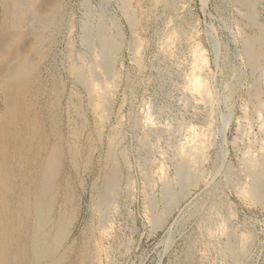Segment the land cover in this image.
I'll return each mask as SVG.
<instances>
[{"label": "rangeland", "instance_id": "374dc122", "mask_svg": "<svg viewBox=\"0 0 264 264\" xmlns=\"http://www.w3.org/2000/svg\"><path fill=\"white\" fill-rule=\"evenodd\" d=\"M24 1L35 13L26 16L15 0H0V81L5 71L13 75L21 67L20 75L0 82V178L10 168L14 180L26 170L36 176L41 158L59 139L57 187L60 195L70 189L72 203L62 244L71 255L60 264H264V204L248 194L245 167L248 156L264 152V55L254 70L243 49L244 39L264 26V0L251 11L255 23L237 0ZM38 14L43 20L33 19ZM98 23L120 44L114 80L105 76L107 100L71 72L86 59V65L100 59L98 45L88 48L82 40L86 25ZM200 51L208 60L202 71L193 66ZM194 73L211 97L192 91ZM187 144L199 149L195 166L202 181L182 190L181 201L155 225L154 214L165 208L163 184L179 190L176 163ZM111 149L122 178L103 208ZM62 202L60 196L56 209Z\"/></svg>", "mask_w": 264, "mask_h": 264}, {"label": "bare ground", "instance_id": "6f19581e", "mask_svg": "<svg viewBox=\"0 0 264 264\" xmlns=\"http://www.w3.org/2000/svg\"><path fill=\"white\" fill-rule=\"evenodd\" d=\"M14 1V0H13ZM128 0H126L127 2ZM259 0H237V2L245 6L250 12L247 13L248 17L250 18V21L252 23H255V15L252 11V9H255V6ZM262 1V0H261ZM87 2V1H86ZM170 2V1H169ZM172 2V1H171ZM14 3V2H13ZM125 3V2H124ZM122 3V4H124ZM12 4V3H11ZM85 4V3H84ZM7 5V4H6ZM15 7H18V11L20 13H25V15L28 13H35L33 10H31V7L26 4V1L24 0H15V3L13 4ZM126 5V4H125ZM123 5V6H125ZM9 6V5H8ZM10 7V6H9ZM8 7V8H9ZM34 7V6H33ZM128 7V4L126 6V9ZM177 8V7H176ZM53 9V8H52ZM86 9V8H85ZM10 10V9H9ZM94 10V9H93ZM130 10V9H129ZM14 11V9H13ZM50 11V10H49ZM53 11V10H51ZM55 11V10H54ZM125 11V10H124ZM15 12V11H14ZM84 12V11H83ZM128 12V11H127ZM135 11H133L134 13ZM255 12V11H254ZM47 13V12H46ZM19 14V13H18ZM41 14V13H40ZM48 14H50L48 12ZM128 14V13H127ZM132 14V13H131ZM26 15V16H27ZM39 15V14H38ZM33 17V19H39L43 20V17L41 14L39 16ZM47 15V14H46ZM20 16V15H19ZM18 16V17H19ZM31 16V15H30ZM105 16V15H104ZM243 16V15H242ZM17 16H15L16 18ZM31 17V18H32ZM48 17V15H47ZM46 17V18H47ZM130 20L132 25L137 24V19L130 15ZM128 17V18H129ZM24 18V17H22ZM31 18H28L31 20ZM247 18V17H246ZM27 19V20H28ZM21 20V19H20ZM23 20V19H22ZM101 20V19H100ZM140 22V21H139ZM31 23V22H30ZM36 23V22H35ZM71 24V23H70ZM259 24V23H258ZM137 26V25H136ZM254 26V25H253ZM238 27V26H237ZM32 29V28H31ZM30 30V29H29ZM84 34V42L85 45L88 48H92L94 44L98 45L99 55H97L99 58L98 61H94L90 59L91 65L85 64H76L72 67V73L74 74V77H76L77 80H79L82 85L86 86L87 88H90L94 93V96L98 98H102L103 100H107V94L110 90V84L105 83L106 77H109L111 79L114 78L113 73V66H114V60L116 51L120 48L119 42L113 38L108 32L107 29L104 28L102 23H98V25L94 26L93 24H87ZM258 31V30H257ZM172 33V32H171ZM169 34V33H168ZM185 35V34H184ZM252 35V34H251ZM180 36V35H179ZM179 38V37H178ZM242 41V40H241ZM264 26L260 27V30L258 34H255L254 36H248L244 39V50L247 55V58L250 62L251 67L255 70V68L258 67V63L260 58L264 55ZM139 42V41H138ZM137 42V43H138ZM165 44V43H164ZM163 44V45H164ZM169 45V44H168ZM140 46V45H139ZM69 47V46H68ZM95 47V46H94ZM136 48V47H135ZM141 48V47H140ZM41 49V48H40ZM95 49V48H94ZM92 49V50H94ZM138 49V48H137ZM169 49V48H168ZM197 49V48H196ZM91 50V51H92ZM173 50V49H172ZM198 50V49H197ZM200 50V49H199ZM96 51V50H95ZM136 51V50H135ZM118 52V51H117ZM197 52V51H196ZM95 53V52H94ZM93 53V54H94ZM92 54V55H93ZM198 55H195L196 61L195 65L193 64L194 68H200L199 71L207 65L208 60H206L207 57H205L201 51L200 53H195ZM194 55V54H193ZM44 56V55H43ZM91 56V55H90ZM34 57V56H33ZM45 57V56H44ZM94 57V56H93ZM193 57V58H194ZM47 58V57H46ZM90 58V57H89ZM246 58V57H245ZM195 59V58H194ZM17 60V59H16ZM16 61L9 62L14 64ZM33 62V61H32ZM89 62V61H88ZM116 62V61H115ZM17 63V62H16ZM27 63V62H26ZM74 63V62H73ZM25 64V63H24ZM11 65V64H10ZM16 66V65H14ZM98 66H101V69H103V73H101V69H98ZM192 66V68H193ZM241 66V65H240ZM249 67V66H248ZM250 67V68H251ZM12 68V67H11ZM193 68V69H194ZM10 69V68H9ZM15 69L17 72L16 74H9V72L5 71L3 74L2 79H8L12 78V76L15 77V75H20L21 67L20 65L16 66ZM23 69V68H22ZM26 69V68H25ZM19 70V71H18ZM101 71V72H100ZM193 72V71H192ZM195 72V71H194ZM11 73V72H10ZM264 75V74H263ZM106 76V77H105ZM199 74L194 73L193 77H191L192 85L194 84V88L192 91L197 90L200 92V95L202 94L203 97L209 98L211 97L208 95V88L206 87V83L203 81V79L197 77ZM259 76V75H258ZM117 77V76H116ZM237 77V76H236ZM262 77V75H261ZM263 78V77H262ZM2 79L0 82H2ZM31 79V78H30ZM51 79V78H50ZM57 80V79H56ZM108 80V79H107ZM114 80V79H113ZM112 80V81H113ZM119 80V79H118ZM189 80V81H190ZM205 80V79H204ZM257 80V79H256ZM96 81H99L100 84L96 83ZM111 81V80H110ZM8 82V81H7ZM21 82V81H20ZM119 82V81H118ZM6 83V82H5ZM115 83V82H114ZM4 83H1V88L4 86ZM40 85V84H39ZM72 85V84H71ZM101 85V86H100ZM109 85V86H108ZM116 85V84H115ZM209 85V84H208ZM84 86V87H85ZM252 87V86H251ZM259 88V87H258ZM33 89V88H32ZM191 89V88H190ZM189 89V90H190ZM21 90V89H20ZM88 90V89H87ZM42 91V90H41ZM19 92V91H18ZM256 92V91H255ZM89 94V93H88ZM254 94V93H253ZM258 94V93H257ZM112 96V95H111ZM258 96V95H257ZM21 97V96H20ZM93 97V96H92ZM96 101V100H95ZM258 101V100H257ZM9 102V101H8ZM102 102V101H101ZM212 102V101H210ZM263 102V101H262ZM261 103V102H260ZM107 104V103H106ZM255 105V104H254ZM258 105V104H257ZM105 106V105H104ZM255 107V106H254ZM16 110V109H15ZM27 110V109H26ZM2 111V110H1ZM208 111V110H207ZM6 112V111H5ZM254 112V111H253ZM16 113V112H15ZM257 113V112H256ZM1 114V113H0ZM4 114V112H3ZM2 114V115H3ZM149 115V114H148ZM5 116V115H4ZM3 117V116H1ZM18 117V116H17ZM5 118V117H4ZM230 119V118H229ZM144 120V119H143ZM147 120V119H145ZM18 121V120H17ZM143 122V121H142ZM141 122V123H142ZM148 124L151 122L145 121ZM15 123V122H14ZM159 124V123H158ZM157 124V125H158ZM180 124V123H179ZM13 125V124H12ZM153 125V124H152ZM241 125V124H240ZM239 125V126H240ZM150 126V125H149ZM145 127V126H144ZM153 127V126H152ZM195 127V126H194ZM241 127V126H240ZM20 128V127H19ZM179 128V127H178ZM189 128V126H188ZM180 130V129H179ZM244 130V129H242ZM192 131V130H190ZM262 131V130H261ZM20 132V130H19ZM149 132V131H148ZM241 132V131H239ZM27 133V132H26ZM193 133V132H192ZM197 133V132H195ZM195 133H193L195 135ZM254 133V132H253ZM6 134V133H5ZM145 134V133H144ZM148 134V133H147ZM154 134V133H153ZM156 134V133H155ZM189 134V133H188ZM21 135V134H20ZM116 134L114 133V136ZM146 135V134H145ZM180 135V134H179ZM200 135V134H199ZM203 135V134H202ZM15 136V135H14ZM59 136V135H58ZM190 136V135H189ZM201 136V135H200ZM247 136V134H246ZM23 137V136H21ZM29 137V136H28ZM117 137V136H116ZM148 136H146L147 138ZM175 137V136H174ZM186 137V136H185ZM188 137V136H187ZM241 137V136H240ZM14 138V137H13ZM20 138V137H18ZM30 138V137H29ZM33 138V137H31ZM149 138V137H148ZM197 138V137H196ZM199 138V136H198ZM206 138V137H205ZM236 138V136H235ZM264 138V137H263ZM23 139V138H22ZM113 140V136L111 137ZM162 139V138H161ZM201 139V138H200ZM203 139V138H202ZM3 140V139H2ZM31 140V139H30ZM59 139H57L58 141ZM61 140V139H60ZM111 140V141H112ZM190 140V139H189ZM192 140V137H191ZM19 141V140H17ZM25 141V140H24ZM28 140H26V143L22 145V148L25 149L26 144L29 146ZM55 142L54 145L51 144V147L45 155L41 158L39 165H38V171L36 172V176L33 175V173L26 171H22L19 175L21 180H14L13 177V171L10 168L8 170L9 172H6L4 174V178H0V183L2 184L1 187H3V190H0V232L1 230L5 231L4 237L5 244H6V254H0L1 258V264H60L71 253L70 248L67 247L64 249L62 248V244L67 239V227H68V215H69V207L71 208L70 200H71V191L70 189H67L63 194L60 195L59 187L58 185V178L59 175L62 173V149L59 145V142ZM62 141V140H61ZM110 141V142H111ZM142 141V140H141ZM147 141V140H146ZM150 142V140H148ZM193 141V140H192ZM192 141H190L192 143ZM204 145L205 141L204 140ZM5 142V141H4ZM22 142V141H21ZM197 142V141H196ZM210 142V141H209ZM11 143V142H10ZM113 143V142H112ZM143 143V142H142ZM200 143V142H198ZM212 143V142H211ZM171 144V143H170ZM202 144V143H201ZM9 145V144H8ZM13 145V144H12ZM50 145V144H49ZM142 145V144H141ZM151 145V144H150ZM196 146L197 143L195 144ZM194 145V146H195ZM203 145V144H202ZM201 145V146H202ZM210 145V144H209ZM111 146V145H110ZM146 146V145H144ZM149 146V145H148ZM152 146V145H151ZM192 145H185V147H182V150L180 153H184L180 159L177 160L176 163V169L175 167L173 169L176 170V181L178 182L179 190H174L175 186H171L169 182H165L163 184V190H162V201H164V209L155 217V225H161L164 219V214L166 213L167 209L171 208L177 200L181 197V192L188 186L191 187L192 184L198 183L200 181V176L203 175L199 173V170L195 166L197 164L198 157L197 152L199 153V149L197 150ZM12 147V146H11ZM19 147V146H18ZM116 147V146H115ZM187 147V148H186ZM194 147V150H193ZM43 148V147H42ZM113 148V147H111ZM158 148V147H157ZM180 148V147H179ZM206 148V147H205ZM115 149V148H113ZM247 149V148H246ZM11 150V149H9ZM19 150V149H17ZM43 150V149H42ZM116 150V149H115ZM110 150V156H109V164L108 169L105 172L104 175V186L100 194V204L103 208L106 204H108V201L114 197H116L118 186L121 183V172L120 167L118 166L117 162V155H113L112 151ZM201 150V149H200ZM250 150V149H249ZM66 151V150H65ZM108 151V150H107ZM177 151V150H176ZM175 151V153H176ZM7 152V151H5ZM21 152V150H20ZM43 152V151H42ZM174 152V151H173ZM178 152V151H177ZM204 152V151H203ZM249 152V151H248ZM2 153V152H1ZM22 154V153H21ZM115 154V153H114ZM179 154V153H178ZM176 154V156L178 155ZM180 154V155H181ZM252 154V153H251ZM5 155V154H4ZM202 155V154H201ZM249 155V154H248ZM253 155V154H252ZM255 155V153H254ZM174 156V155H173ZM76 157V156H75ZM203 157V156H202ZM201 157V159H203ZM3 158V157H2ZM244 158V156H243ZM10 159V158H9ZM117 159V160H116ZM147 159V158H146ZM151 159V158H149ZM145 160V159H144ZM197 160V162H196ZM22 161V160H21ZM38 161V160H37ZM245 161V160H244ZM146 162V161H145ZM196 162V163H195ZM11 163V162H10ZM243 163V162H242ZM146 164V163H145ZM200 164V163H199ZM3 166V164H1ZM107 165V164H106ZM2 166H0V169H2ZM145 166V165H144ZM143 166V167H144ZM9 167V166H8ZM21 167V166H20ZM142 167V166H141ZM147 167V166H146ZM246 172L250 178V185H249V195L253 198V200H256V202H260L264 204V152L260 154L259 157H251L248 156L246 158ZM13 168V167H12ZM200 168V167H199ZM24 169V168H23ZM142 169V168H141ZM146 169V168H145ZM144 169V170H145ZM148 169V168H147ZM227 170V169H226ZM3 172V171H2ZM147 172V171H146ZM4 173V172H3ZM15 173V172H14ZM216 173V172H215ZM228 173V172H227ZM244 173V172H243ZM1 174V170H0ZM3 175V174H2ZM17 176V174H16ZM19 177V176H18ZM30 177L32 179L30 180ZM148 177V175H147ZM228 178V177H227ZM18 179V178H17ZM165 179V178H164ZM200 179V180H199ZM246 179V178H245ZM248 180V179H247ZM175 181V180H174ZM202 181V180H201ZM240 182V181H239ZM58 183V184H57ZM174 183V182H173ZM244 184V183H243ZM247 185V184H246ZM237 186V185H236ZM150 188V187H149ZM244 188V187H243ZM245 189V188H244ZM242 190V188H241ZM185 191V190H184ZM161 192V191H160ZM244 192V191H243ZM121 193V192H120ZM184 193H182L183 195ZM242 194V193H241ZM247 194V193H246ZM73 195V194H72ZM62 199V203L58 208L56 209L57 205L56 203L58 200ZM59 197V198H58ZM155 197V196H154ZM183 198V197H182ZM155 199V198H153ZM152 199V200H153ZM116 200V199H115ZM151 200V201H152ZM161 200V199H160ZM157 201V198L156 200ZM181 201V199H180ZM72 202V201H71ZM112 202V201H111ZM149 202V201H148ZM109 205V204H108ZM100 206V207H101ZM217 206V205H216ZM75 207V206H74ZM99 207V206H98ZM101 207V209H102ZM150 207V206H149ZM152 207V206H151ZM229 207V205L227 206ZM156 208V207H155ZM173 208V207H172ZM103 210V209H102ZM157 210V209H156ZM225 210V209H224ZM231 210V209H230ZM150 211V210H149ZM99 213V212H98ZM1 215H5V222L4 226L1 225L2 219ZM167 216V215H166ZM165 216V217H166ZM3 218V217H2ZM226 218V217H225ZM221 219V218H220ZM166 220V219H165ZM164 220V221H165ZM70 223V222H69ZM1 226H3L1 228ZM225 226V225H224ZM223 226V227H224ZM224 229V228H223ZM226 231V229L224 230ZM233 231V230H232ZM212 232V231H211ZM237 233V232H236ZM225 234V232H224ZM232 235V234H231ZM234 235V234H233ZM244 236V235H243ZM210 237V236H209ZM229 237V236H228ZM241 237V236H240ZM246 238V236H245ZM3 239V240H4ZM241 239V238H240ZM248 239V238H247ZM1 241V239H0ZM2 242V241H1ZM228 242L226 245L227 249L230 251H234L232 242L231 241H225V243ZM4 245V244H3ZM72 245V244H71ZM220 245V244H219ZM224 245V244H223ZM247 245V240H243L242 244L240 245V250L243 252L245 251V247ZM2 248V247H1ZM0 248V249H1ZM234 249V250H233ZM1 251V250H0ZM4 252V250H3ZM249 252V251H248ZM1 253V252H0ZM5 253V252H4ZM84 253V252H83ZM222 254V253H221ZM233 254V253H232ZM71 255V254H70ZM69 255V257H70ZM224 255V254H223ZM241 255V254H240ZM200 257V256H199ZM86 259V258H85ZM231 259V258H230ZM229 259V260H230ZM84 260V259H81ZM87 263V262H86ZM224 263V262H223Z\"/></svg>", "mask_w": 264, "mask_h": 264}]
</instances>
